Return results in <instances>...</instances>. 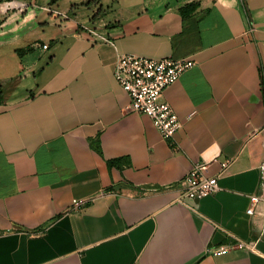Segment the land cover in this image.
<instances>
[{
	"label": "crops",
	"instance_id": "crops-1",
	"mask_svg": "<svg viewBox=\"0 0 264 264\" xmlns=\"http://www.w3.org/2000/svg\"><path fill=\"white\" fill-rule=\"evenodd\" d=\"M120 53L196 61L175 147ZM263 75L264 0H0V264H264ZM199 163L220 189L180 201Z\"/></svg>",
	"mask_w": 264,
	"mask_h": 264
},
{
	"label": "built area",
	"instance_id": "built-area-1",
	"mask_svg": "<svg viewBox=\"0 0 264 264\" xmlns=\"http://www.w3.org/2000/svg\"><path fill=\"white\" fill-rule=\"evenodd\" d=\"M253 30V29H252ZM95 35V31L92 30ZM101 40L115 45L107 36ZM196 61L190 58H150L133 53H120L115 68V78L131 97L132 109L149 115L160 132L161 136L169 141L173 147L176 133L183 127V120L179 117L172 104L165 99V90L177 82L182 74L193 67ZM264 89V87H263ZM264 147V127L261 130ZM225 166V165H224ZM206 163L195 165L186 175V187L180 197L200 200L208 195L216 193L220 189L219 176H206L203 173ZM261 183L260 192L252 196L248 213L253 214L259 203H264V160L260 165ZM89 199L73 200V208L84 206L91 202ZM248 246L256 249L254 244H247L235 238L231 243L222 244L218 248L211 249L214 253H222L233 247Z\"/></svg>",
	"mask_w": 264,
	"mask_h": 264
},
{
	"label": "trees",
	"instance_id": "trees-1",
	"mask_svg": "<svg viewBox=\"0 0 264 264\" xmlns=\"http://www.w3.org/2000/svg\"><path fill=\"white\" fill-rule=\"evenodd\" d=\"M190 7L195 8L196 7V4L194 3ZM20 51H22V50H20ZM262 82H263V87H264V75H263ZM4 98H5L4 91H3L2 86L0 85V101H2Z\"/></svg>",
	"mask_w": 264,
	"mask_h": 264
}]
</instances>
